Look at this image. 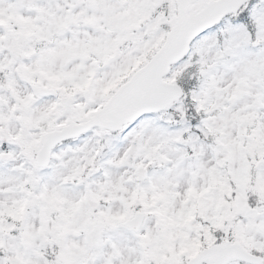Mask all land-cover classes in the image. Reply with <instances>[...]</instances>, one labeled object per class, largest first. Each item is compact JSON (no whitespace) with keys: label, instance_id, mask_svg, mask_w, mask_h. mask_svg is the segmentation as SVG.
I'll use <instances>...</instances> for the list:
<instances>
[{"label":"snow or ice","instance_id":"obj_1","mask_svg":"<svg viewBox=\"0 0 264 264\" xmlns=\"http://www.w3.org/2000/svg\"><path fill=\"white\" fill-rule=\"evenodd\" d=\"M0 264H264V0H0Z\"/></svg>","mask_w":264,"mask_h":264}]
</instances>
